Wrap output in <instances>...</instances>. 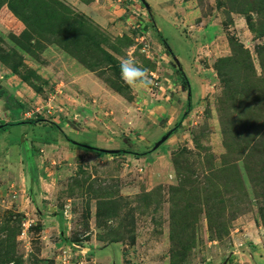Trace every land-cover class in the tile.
I'll return each instance as SVG.
<instances>
[{
    "label": "rangeland",
    "instance_id": "obj_1",
    "mask_svg": "<svg viewBox=\"0 0 264 264\" xmlns=\"http://www.w3.org/2000/svg\"><path fill=\"white\" fill-rule=\"evenodd\" d=\"M7 78L0 264H264V0H0Z\"/></svg>",
    "mask_w": 264,
    "mask_h": 264
},
{
    "label": "clouds",
    "instance_id": "obj_2",
    "mask_svg": "<svg viewBox=\"0 0 264 264\" xmlns=\"http://www.w3.org/2000/svg\"><path fill=\"white\" fill-rule=\"evenodd\" d=\"M121 79L130 87L148 88L153 81L148 76V69L138 66L134 59H124L120 64Z\"/></svg>",
    "mask_w": 264,
    "mask_h": 264
},
{
    "label": "trees",
    "instance_id": "obj_3",
    "mask_svg": "<svg viewBox=\"0 0 264 264\" xmlns=\"http://www.w3.org/2000/svg\"><path fill=\"white\" fill-rule=\"evenodd\" d=\"M262 8H263V7H258V8H257V12H259V10H261ZM150 22H153V21L151 20ZM158 37L161 39V41H162V43H163V45H164V47H165V50L168 52V54H170V55L172 56V53H171L170 49L168 48L167 44L165 43L163 37H161L160 33H158ZM55 41H56V40H55ZM57 42H59V41L57 40ZM181 74H183V73H181ZM182 76H183L182 78H183L184 83H187V81H186L184 75H182ZM187 103H188V102H187ZM184 113H185V111H183V114H184ZM182 117H183V116L181 115L179 119H181ZM26 123H27V124L45 123V124H51V125H54L53 123H51V122L48 121L47 119L42 118V117H40V116H36V117L33 118V119H26V120H24V121L2 123V124H0V130L4 129V128H6V127L13 126V125H17V124H26ZM90 148L93 149V150H96V149H94V148H92V147H90ZM113 152H118V153H119V152H121V150H115V151H113Z\"/></svg>",
    "mask_w": 264,
    "mask_h": 264
},
{
    "label": "crops",
    "instance_id": "obj_4",
    "mask_svg": "<svg viewBox=\"0 0 264 264\" xmlns=\"http://www.w3.org/2000/svg\"><path fill=\"white\" fill-rule=\"evenodd\" d=\"M8 80H9V78H7V79H5V80H3V81H1L0 82V89H4L5 88V90H6V92H8V89H6V88H12V87H14V85H11V84H9L8 83ZM7 84H8V87H7ZM16 87V89L18 88V89H20V90H23V88L17 83V85H15ZM0 102H2V98H0ZM2 105V108L4 109L3 111H1L0 112V114H1V116H0V124H2V123H6V122H17V121H24V120H26V119H18L17 121H13V119L15 118V116H13V114H14V112H12V110H10V112L5 108V106H4V103L3 104H1ZM6 115H7V118H6ZM14 120H16V119H14ZM10 130V129H9Z\"/></svg>",
    "mask_w": 264,
    "mask_h": 264
},
{
    "label": "water",
    "instance_id": "obj_5",
    "mask_svg": "<svg viewBox=\"0 0 264 264\" xmlns=\"http://www.w3.org/2000/svg\"><path fill=\"white\" fill-rule=\"evenodd\" d=\"M83 146H87V145H83ZM91 147V146H90ZM92 148H94V149H96V150H98V151H109V152H113V151H115V150H111V149H103V148H97V147H92Z\"/></svg>",
    "mask_w": 264,
    "mask_h": 264
}]
</instances>
